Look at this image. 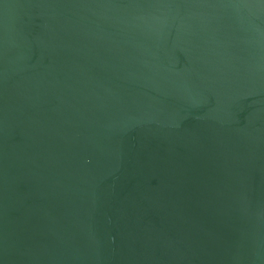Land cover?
Masks as SVG:
<instances>
[{
    "label": "water",
    "instance_id": "95a60500",
    "mask_svg": "<svg viewBox=\"0 0 264 264\" xmlns=\"http://www.w3.org/2000/svg\"><path fill=\"white\" fill-rule=\"evenodd\" d=\"M0 264H264V0H0Z\"/></svg>",
    "mask_w": 264,
    "mask_h": 264
}]
</instances>
